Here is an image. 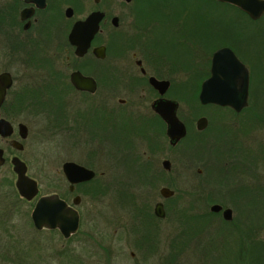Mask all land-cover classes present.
<instances>
[{"label":"flooded vegetation","instance_id":"af4514ba","mask_svg":"<svg viewBox=\"0 0 264 264\" xmlns=\"http://www.w3.org/2000/svg\"><path fill=\"white\" fill-rule=\"evenodd\" d=\"M132 2L0 0V76L8 75L11 82L0 104V120L9 124L10 132L0 134L4 160L0 236H16L20 247L15 249V264H166L167 218L177 225L175 236H229L216 235L214 226L233 219L232 206L211 200L205 187L223 179L225 184L238 181L232 191L251 192L242 185L241 174L255 176L263 162L264 106L254 97L263 96L264 102V13L253 19L234 4L212 0L232 17L222 30L210 28L208 50L201 52L198 46L205 57L199 63L194 56L192 76L188 73L183 79L178 57L152 43L160 32L163 50L184 45L190 53L196 43L193 31L174 24L173 8H166L159 18L149 4L146 11L145 0L131 7ZM118 9L121 14H115ZM94 12L103 14L98 32L86 53L77 55L71 33ZM164 19L166 24L159 23ZM104 32L114 56H106ZM100 47H105L104 57L94 54ZM219 50L228 54L213 89L240 95L245 84L247 100L239 108L199 102L202 83L212 77L213 57ZM150 79L168 81L169 86L161 94ZM188 79L192 83L184 87L183 80ZM183 88L190 90L198 106L184 107ZM166 100L177 103L175 116L185 129L176 143L170 142L167 124L156 112L157 103ZM201 119L205 124L198 129ZM32 125L37 126L38 140H43L44 130L62 133L60 164L45 170L30 168L23 155ZM212 155L223 160L219 173L211 172ZM14 158L24 163L25 176L36 183L37 193L31 199L19 193ZM166 161L169 169L163 165ZM82 170L90 171L91 177L85 179ZM212 179L217 180L211 184ZM162 188L173 194L162 197ZM138 191L146 192V197ZM110 193L115 203L108 221L101 222L97 208ZM44 197L51 204L58 200L65 205L67 234L58 227L34 224L32 213ZM230 203L241 210L254 209L257 224L264 220L263 202ZM157 205L163 216L155 212ZM213 205L222 209L212 212ZM226 209L231 210L230 221L223 219ZM62 211L52 205L48 214ZM75 216L76 229L71 231ZM204 245L208 249L209 240L201 248ZM1 254L0 264H9Z\"/></svg>","mask_w":264,"mask_h":264},{"label":"rangeland","instance_id":"374dc122","mask_svg":"<svg viewBox=\"0 0 264 264\" xmlns=\"http://www.w3.org/2000/svg\"><path fill=\"white\" fill-rule=\"evenodd\" d=\"M139 0H133L132 4L130 5L131 7H133L134 5H136V3ZM143 1V0H140ZM147 2L146 4V11L147 10V5L149 4V8L153 9L154 12H151L152 14L155 15H163L162 11H164L166 8H173V10L178 9L174 8L176 5L175 0H145ZM181 7H185L184 9L179 8L177 11L174 10V13L171 14L172 17H175L178 14H181L182 11L184 13H186L187 17H188V25H186V19L184 17V19L182 20V18L179 19V21L176 20L174 21L175 25H182L183 27H185L187 30L190 31V29L193 31L192 34L194 35V40L196 41V43H194V46L192 47V51L186 52V50H184V45L183 47L181 46H175L172 48H167L165 50H163V47L165 48V44H163V33H156V41L154 42V44L152 43V46L154 47H158L160 49H162L161 52H165L166 55H173V56H177L178 57V61H180L182 63V65H184L183 68V79H186V75L188 73H191L192 76V71L194 70V56H198L199 58V63L201 62V59H203L205 57L202 58L201 57V52L202 50L205 52L206 50H208L209 47V42L210 40L208 39V37L205 36V39H201L202 38V30L199 27V24L197 22V19L200 16H203L205 18H207V20L210 18V24L208 26V29L210 30V28L214 25V27L216 29L219 28V30H222L223 26H224V22L227 18L232 17L229 14H227V11H225V9H223V7H217L214 4L210 3V2H206L204 0H187L184 3H181ZM166 12V11H164ZM115 14H121V11L118 9ZM162 15L159 16V18H162ZM167 17V15H166ZM194 18H196V23H192V21L194 20ZM239 19V17H237ZM167 23L166 19H164V21L159 22V23ZM192 24H191V23ZM203 25V24H200ZM161 26V25H160ZM161 30V28L158 26V30ZM190 33V32H188ZM191 34V33H190ZM102 39H103V43H106L107 48H106V56L111 57L114 56V52H113V48L111 47V40L110 38L107 37L106 33H102ZM156 44V45H155ZM105 46V44H104ZM150 46V45H149ZM198 46H199V50L201 52H199L198 50ZM191 47V46H190ZM197 49V53H195ZM152 50V49H150ZM130 55V54H129ZM128 54H124L123 56H129ZM159 55H162L161 53ZM122 56V55H119ZM193 58H192V57ZM192 58V59H190ZM188 61V62H187ZM188 76V75H187ZM190 76V75H189ZM190 82V81H189ZM183 83H187V81L183 80ZM200 83V81H199ZM190 84V83H189ZM187 86V85H186ZM184 86V87H186ZM183 97H182V104L184 105V107L187 108V106H198V101L196 100V98L194 99V97H188V95L190 94V90H186V88H183ZM184 96L186 99H184ZM263 96H256L254 97V99L256 100V102H258V100H260L258 103L263 104L264 106V102H262V98ZM264 101V100H263ZM201 108L198 107L199 111ZM203 110V109H202ZM201 110V111H202ZM211 111V109H209ZM208 110L204 109V112H206ZM32 127V133H31V140L28 141L27 144V148L26 151L24 153V157L28 160V163L30 165V168H32L33 170H35L36 168H42V169H49L51 167H53V165H58L60 164V162L62 161V159H58L59 157H62V149L63 147V135L62 133H56V134H50L49 132H46L44 130V135H42L43 140H38L37 135L35 134V132L37 131V126L35 127L34 125L31 126ZM212 135V134H211ZM37 137V139L35 138ZM264 138V137H263ZM264 142V141H263ZM2 145V143H0ZM59 154V155H58ZM209 164L211 165V172H216L219 173L218 168L220 167V169L222 168V164H223V160L217 159L215 158L213 155L212 157H210V162ZM261 166V167H259ZM198 168H202L201 164L198 165ZM258 169V171L255 172V176L253 174V176H249L248 173H245L242 171L241 176H244V180L242 179V185L245 188H250L248 189L251 192H235L232 191V189L234 188V186L236 184H238V181H232L230 184H225V181L223 179H218L219 182H215L217 179H212L211 180V184L212 182L214 183V187L217 188L215 189L214 187H205L206 192L208 193V196L211 198V200H213L214 202H225V203H229L230 206H232V210H233V219L234 221H236V223L238 225H240L242 229H244V231H248V236L247 239H253V240H259V239H264V225L261 224H257V219H256V215L254 213V209L249 208V209H238V208H234L233 205H231L230 202H234V201H241V200H259L261 202L264 203V154H263V162L259 163V165H257L256 167ZM255 168V169H256ZM261 169V170H260ZM204 170V169H203ZM253 172H251L252 174ZM125 177H119L118 179H123ZM237 180V179H236ZM161 183H163L162 179H160ZM229 185V186H228ZM161 185H158V187ZM213 186V185H212ZM147 191L146 188H144L142 191ZM137 191V190H136ZM142 197H146V192H141L138 191ZM142 193V194H141ZM153 194V193H152ZM153 195H156V193L154 192ZM210 198H208L207 200H210ZM115 203V199L113 197V195H111V193L109 194L108 197H104L102 199V203L98 206V211H100V215H99V219L101 222H106L108 221L107 218L110 217V211H112V206ZM228 205V206H229ZM264 207V205H263ZM241 212V214H240ZM263 213H264V208H263ZM263 222V221H262ZM220 227L222 229V232H219L220 234H228L229 236H220L219 237V242H222V240L224 239V237H226V239H228V244L229 247H233L235 248L234 243L238 240V236L239 234L234 231L232 228H230L229 226L223 224V222H221V226L218 223H215V233L216 230L219 229L217 228ZM176 223L174 221H171L170 218L166 219V226H165V233H166V254L168 256V251H169V245H170V239L172 238V236L176 235ZM252 229V230H251ZM250 231H253L252 233H249ZM240 236H245L244 234H241ZM20 237V236H18ZM26 237V236H25ZM208 237L210 236H200V238H202L201 240H191L189 242V247L186 250V252H184V254H180L177 257V261L179 262V264H205L203 263L204 261V257L202 256V243L208 239ZM30 238V237H29ZM22 240H26L24 239V237L22 236ZM44 241H46V239L43 237ZM17 239L16 236H0V254L4 255V259L5 261H7L9 264H15L16 262V258L15 256V252H17V250H15L16 248L18 249L20 246H17ZM201 241V242H200ZM26 242V241H25ZM25 242H23V244H25ZM188 243V242H187ZM203 248H206V245H204ZM4 250V252L2 251ZM14 251V252H13ZM198 255V256H196ZM204 255V254H203ZM205 261L208 262V260L206 259ZM0 262H1V256H0ZM181 262V263H180ZM42 264V263H40ZM48 264V263H47ZM57 264V263H54ZM168 264V259H167V263ZM174 264H178L177 262H175Z\"/></svg>","mask_w":264,"mask_h":264},{"label":"water","instance_id":"95a60500","mask_svg":"<svg viewBox=\"0 0 264 264\" xmlns=\"http://www.w3.org/2000/svg\"><path fill=\"white\" fill-rule=\"evenodd\" d=\"M220 3H231L248 13V15L253 19H258L264 13V1L262 0H215ZM103 18V14L101 12H94L90 14L84 21L77 23L73 28L70 39L73 45L76 46V54L83 55L86 53L87 49L90 46V42L93 39L94 35L98 32L99 24ZM116 20L114 19V22ZM94 54L97 57L105 56V47H100L94 50ZM228 51L219 50L214 54L213 57V68H212V77L203 81L201 86V91L199 93V102L201 105L207 104H215L219 106H233V107H241L246 104L247 100V89L244 87L241 90L242 94L240 95H224L223 93H218L213 89L214 83L217 79H219V75L224 73L223 66L224 61L223 57H226ZM233 63H236L235 59H232ZM243 71V70H241ZM245 73V71H244ZM152 85L160 91V93H164L169 86L168 81H156L155 79H150ZM10 79L8 75L4 74L0 76V104L4 98L6 89L10 87ZM177 107V103L174 101L166 100L160 101L157 103L156 112L160 115L163 121L167 124L168 130L167 135L170 139L171 143H176L182 136L185 134V129L183 125L177 120L175 116V109ZM205 120L201 119L198 122V129H202L204 127ZM9 124L5 121L0 120V134L8 135L10 132ZM6 132V133H5ZM4 162L2 158V150L0 149V165ZM12 165L14 170L18 174V181L16 183L19 193L26 199H31L37 193L36 183L30 180L25 176L26 166L17 158L12 160ZM166 169H169V162L166 161L163 163ZM67 165L64 166V169ZM85 179H89L91 177V172L88 170H82ZM160 194L162 197L167 198L173 194L171 190L168 188H162L160 190ZM52 200L48 197L41 198L33 213L32 219L34 224L41 228L42 226L54 228L58 227L60 231L64 234L68 233L67 227L68 222L66 218L65 205L58 200H55L54 204H51ZM51 204V205H50ZM53 205V209L63 210L61 215H53L48 214V209ZM222 208L219 205H213L211 207L212 212H218ZM155 212L159 216H163L162 206L157 205ZM57 214V213H56ZM223 219L225 221H230L232 219L231 210L226 209L223 212ZM77 221L76 216L73 217V224L71 231L76 229Z\"/></svg>","mask_w":264,"mask_h":264},{"label":"trees","instance_id":"16d2710c","mask_svg":"<svg viewBox=\"0 0 264 264\" xmlns=\"http://www.w3.org/2000/svg\"><path fill=\"white\" fill-rule=\"evenodd\" d=\"M187 0H175L176 5L174 8H181L184 9L185 7H181V3L186 2ZM206 2H212V0H204ZM215 6L220 7L221 4L217 2H213ZM178 9H174L177 11ZM186 19V25L189 23L188 17L186 13L182 11L181 14H178L175 17L176 23L179 21L180 18L182 20ZM210 18L207 20V18L200 16L197 19V22L199 24V27L201 28L202 32V38L205 39V36H209V29L208 26L210 24ZM191 23V22H190ZM192 23H196V18L192 21ZM191 23V24H192ZM203 24V25H200ZM160 53V52H159ZM159 55V54H158ZM184 68V65H183ZM187 83H184V86L189 85V83H192V80L188 79L185 80ZM190 81V82H189ZM188 97H191L190 94ZM184 99L185 96H184ZM223 224L229 226L234 231H236L239 234L238 240L234 243L235 248L229 247L228 239L224 237L222 242H219L220 236H210L209 237V247L202 248V256L204 257L203 263L205 264H264V239L259 240H253V239H247L248 236H240L241 234L248 235V231H244V229L240 228L241 226L232 219L230 222H223ZM264 225V220L262 222ZM216 235L220 234L219 232H222V229L217 226ZM252 230V229H251ZM253 231H250L249 233H252ZM197 239L198 241L201 240L200 236H172L170 239V245H169V251H168V264H174L177 262V257L180 254H184L186 252V247L188 246L189 242L191 240ZM200 241V242H201ZM208 241V240H207ZM188 242V243H187ZM181 246V247H180ZM208 260L205 261V260Z\"/></svg>","mask_w":264,"mask_h":264}]
</instances>
